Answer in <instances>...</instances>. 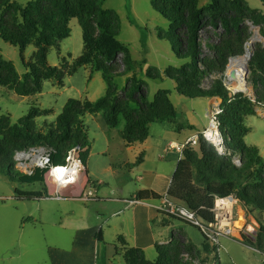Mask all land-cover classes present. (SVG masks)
Instances as JSON below:
<instances>
[{"label": "trees", "instance_id": "16d2710c", "mask_svg": "<svg viewBox=\"0 0 264 264\" xmlns=\"http://www.w3.org/2000/svg\"><path fill=\"white\" fill-rule=\"evenodd\" d=\"M105 1L31 0L22 6L14 0H0V37L18 47L22 57L30 44L36 46L33 59L25 63L27 72L23 76L0 50V87L20 96H32L42 92L47 80H56L63 86L66 75L85 65L90 66L92 73L102 72L107 84L106 95L96 100L70 98L46 134L34 128V119L41 114L36 107L18 122H14L10 115L0 117V174L7 175L15 183H40L43 187L41 191L16 189L18 200L31 201L49 194L45 171L20 172L16 168V152L43 146L52 152L53 163L57 164L65 161L71 148L80 145L86 163L90 147L85 124L88 114L102 113L110 128L119 127L125 119L119 132L127 146L145 141L150 124L154 122L172 124L176 130L181 129L170 91L159 90L150 101L146 82L135 74L129 76L125 89L120 91L115 76L132 73L134 61L129 48L118 39L120 17L116 11L103 7ZM152 5L170 22V29L161 31L160 39L169 41L179 58L189 59L182 66L167 68L166 75L176 82L180 95L222 99L221 131L232 154L242 158V165L237 166L233 155L220 154L214 145L200 136L199 147L183 150L168 196L191 210H197L205 220L212 221L215 196L236 194L248 218L254 217L260 225L255 238L243 235L242 241L264 251V157L259 146L246 142V136L252 130L247 120L256 115L258 104H264V42L254 44L249 62L256 102L246 95H232L224 81L230 60L245 53L246 44L252 37L250 23L259 26L264 37V12L252 8L246 0H210L204 7L200 6L199 0H153ZM74 18L79 20L83 29L84 53L72 63L63 58L61 66L51 65L49 48H60L61 42L70 37ZM205 29L210 33V40H214L206 43L208 52L204 49L201 34ZM120 57L125 66L122 71ZM149 73L152 78L160 77L154 70ZM207 76H213V80L204 87L203 80ZM161 197L157 192L142 189L131 199L158 200ZM120 241L125 242L123 237ZM206 245L209 255L201 261L197 260L200 256L195 246L179 239L158 244V258L154 261L146 257L143 249L134 247L126 248L124 257L126 264H196V261L221 264L219 255L213 254L216 250L207 240Z\"/></svg>", "mask_w": 264, "mask_h": 264}, {"label": "rangeland", "instance_id": "374dc122", "mask_svg": "<svg viewBox=\"0 0 264 264\" xmlns=\"http://www.w3.org/2000/svg\"><path fill=\"white\" fill-rule=\"evenodd\" d=\"M14 1L25 6L31 0ZM152 1L106 0L103 4L105 9H111L118 13L121 21V30L118 39L129 48L134 61L133 72L129 73V75H116L115 82L120 91H122L128 83L129 76L135 74L138 79L146 82L150 101L154 99L155 94L159 90H168L171 93L170 97L181 119L185 120V116L196 108V114L201 119V124L206 123L207 126L208 113L205 115V109L209 100L206 97L188 98L180 95L176 90V82L166 75L167 68L182 66L189 59L179 58L174 53L171 43L167 40L160 39V32L168 31L170 29V22L154 9ZM248 2L252 8L263 5L261 0H248ZM209 3L210 0H199L201 7ZM250 25L252 29L250 41L255 36H260L262 40L259 42H264V37L260 33V27L253 23H250ZM70 26L71 35L61 42L60 48L55 46L49 48L48 60L51 65L61 66L63 58L68 60L69 63H72L74 59L84 53L83 29L79 20L77 18L72 19ZM201 34L204 49L208 52V48L205 47L206 43L214 40H210V33L206 29ZM212 36L216 41V35L213 34ZM256 42L258 41L254 40V44ZM0 50L6 59L14 62L17 71L23 76L27 72L25 63L33 59L36 46L30 44L22 57L18 47L0 37ZM119 62L120 70L122 71L125 66L122 63L121 57L119 58ZM230 64L229 62L226 72ZM150 70L157 72L160 77H150ZM212 80L213 76L205 77L203 86L208 87ZM247 83L250 88V93L253 90L251 97L247 96L253 100L255 89L249 72H247ZM230 92L232 93V90ZM106 93L107 84L102 72L94 71L92 73L90 66L85 65L80 67L75 73L66 75L63 86L56 80H47L44 82L42 92L32 96H20L5 87H0V117L5 114L10 115L14 122H18L21 118L28 115L33 107H36L41 114L37 115L34 119V128L46 134L51 128L50 126H54L63 107L70 98L96 100L105 96ZM244 93L246 92L241 91L237 94L245 96ZM254 102H256V99ZM133 105L137 106L136 103ZM103 120L102 113L97 115L88 114L85 117V124L89 131L90 140V147L85 163L88 170L87 176L92 183L96 184V187L101 189V192L105 191L106 193V191L111 189L115 191V195H119V192L116 191L117 188L124 187L125 195L127 194L126 197L129 200L132 197L131 195L134 189L139 185L137 175L142 172L138 171L140 166L138 167L134 163L138 161L142 150H134L126 147L119 130L108 127L105 125L106 123H103L105 122ZM247 123L252 125V130L247 135L246 142L259 146L264 156L263 105L258 104L256 106V115L250 116ZM124 124L125 119H122L120 127ZM154 124L153 127L159 126L163 128L164 126H169L163 122H156ZM153 127L152 133H156ZM199 143L200 141L195 144H190L188 147L197 148L199 147ZM151 158V155L147 156V166L156 163L151 161ZM159 163L161 165L165 164V162L158 160L156 165ZM16 189L41 191L43 187L40 183H15L10 181L7 175L0 174V264H51L49 245L52 242V235L56 229L54 227L49 229V226H46L43 230L41 225H37L38 229L35 230L31 226L24 234L22 241H20L22 232L21 225L25 221L24 211L29 205L28 203L24 205V203L19 202L21 200L15 198ZM155 201L157 202V200ZM249 220L252 219L249 218ZM26 222H29V219ZM57 230L61 233V245L70 248L74 231L59 228ZM220 242L221 254L223 257L226 256L227 264L231 263L230 255H234L238 264H261L260 262L264 259V255L261 252L250 248L251 246L246 243L244 244L248 246L230 237H221ZM225 244L228 246L227 251L229 255L223 248ZM147 257L154 261L158 258V253L155 249H150L147 252Z\"/></svg>", "mask_w": 264, "mask_h": 264}, {"label": "crops", "instance_id": "0c3cea01", "mask_svg": "<svg viewBox=\"0 0 264 264\" xmlns=\"http://www.w3.org/2000/svg\"><path fill=\"white\" fill-rule=\"evenodd\" d=\"M246 1L248 2V0ZM255 9L264 12V3ZM206 98L209 101L206 105L205 115L215 104L222 102L220 98ZM154 123L150 124L149 136L142 143L127 146L124 142L128 148L142 150L139 155L142 161L134 163L138 167L140 166L138 171L142 173L137 175L139 185L134 189L133 194L142 189H149L162 196L167 195L173 175L182 157V153L171 147V143H184L206 127V123L201 124V119L197 117L196 108L185 116V120L181 119L179 115L177 116V123L181 125L179 130L168 123L169 126L163 128L153 127ZM122 127L123 125L117 129L120 130ZM152 127L156 133H152ZM148 155L152 156L151 161L156 162L154 165H146ZM158 160L165 164L156 165ZM87 172L85 166L80 181L73 186L64 188L62 190L63 197L60 199L50 196L52 189L48 188L49 196L32 201H19L24 205H26L25 203L29 205L24 211L25 221L21 225L20 241L31 226L35 230L38 229L37 225H41L43 230L46 226H49V229L54 227L56 230L52 235V244L49 245L51 264H126L124 257L126 248H141L147 257L148 250L155 249L157 251L158 244H168L175 239L194 245L200 256L197 260L201 261L208 257V247L201 230L183 220L163 215L156 209L157 202L155 200H148L149 204L128 207L124 187L117 188L116 191L119 192V195H115V191L111 189L106 193L105 191L101 192V189L90 181ZM88 192L92 193L85 200L83 195ZM243 210L242 205L240 211ZM27 219L29 222H26ZM251 219V222H256L259 225L256 219ZM262 221L264 223V212ZM57 228L74 231L70 248L61 245V233ZM120 237H123L125 242L120 241ZM233 239L244 244L239 237ZM223 248L227 251L228 246L225 244ZM254 250L264 255V251L257 248ZM230 260V264H238L234 255H230ZM220 262L227 264L226 256L223 257L221 253ZM263 262L264 259L260 263Z\"/></svg>", "mask_w": 264, "mask_h": 264}, {"label": "built area", "instance_id": "2783aa9c", "mask_svg": "<svg viewBox=\"0 0 264 264\" xmlns=\"http://www.w3.org/2000/svg\"><path fill=\"white\" fill-rule=\"evenodd\" d=\"M224 81L227 88L232 90L229 86L228 72L225 74ZM237 93L240 92L232 91L231 94L236 95ZM252 94L248 96L251 97ZM255 99L253 96L254 101ZM261 105L264 106L262 103ZM221 113V104H215L208 113V125L200 133L184 143L172 142L171 147L183 153L186 147L190 144L197 143L200 140V136H202L214 145L220 154L233 155L221 131L219 120ZM83 151L84 149L80 145H77L68 151L64 162L56 164L53 163L52 152L43 146L20 150L15 154L16 168L25 174H33L38 169L44 170L46 186L52 189L50 196L60 199L63 197L62 190L77 184L80 176L85 171V163L82 157ZM233 160L237 166L242 165L240 155H233ZM91 193H85L83 198L87 200ZM138 204H149V202L148 200H140L137 198L128 200V207ZM241 206L242 203L236 194L227 196L216 195L213 207L211 208L213 220L207 221L199 216L197 210L189 209L183 203L168 196V194L158 199L157 204H155L156 209L160 213L179 218L198 227L204 234L210 247L216 250L213 254H218L219 257L221 253V237H239L242 239L243 235H247L255 238L258 234L259 225L249 220L244 206V210L240 211ZM196 264L202 263L196 261Z\"/></svg>", "mask_w": 264, "mask_h": 264}, {"label": "bare ground", "instance_id": "6f19581e", "mask_svg": "<svg viewBox=\"0 0 264 264\" xmlns=\"http://www.w3.org/2000/svg\"><path fill=\"white\" fill-rule=\"evenodd\" d=\"M254 40H257L256 36L246 44V54H249L254 44ZM249 57L244 54L238 57H234L228 68L229 86L234 92H250V88L247 83V72Z\"/></svg>", "mask_w": 264, "mask_h": 264}, {"label": "water", "instance_id": "95a60500", "mask_svg": "<svg viewBox=\"0 0 264 264\" xmlns=\"http://www.w3.org/2000/svg\"><path fill=\"white\" fill-rule=\"evenodd\" d=\"M256 38H257V41H261L262 40V37H260V36H256ZM253 49H254V44L252 45V51L249 53V54H244L246 57H249V59H251V57H252V55H253ZM233 59V58H232ZM232 59L230 60V63H231V61H232ZM248 72L250 73V68L248 67ZM252 92H253V90L251 91V93L249 92H247V93H244L245 95H249V94H252Z\"/></svg>", "mask_w": 264, "mask_h": 264}]
</instances>
